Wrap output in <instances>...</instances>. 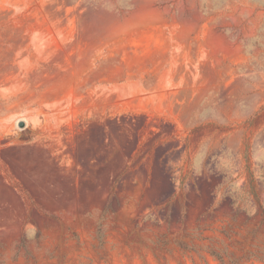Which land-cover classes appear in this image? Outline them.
Instances as JSON below:
<instances>
[{
  "label": "rangeland",
  "instance_id": "374dc122",
  "mask_svg": "<svg viewBox=\"0 0 264 264\" xmlns=\"http://www.w3.org/2000/svg\"><path fill=\"white\" fill-rule=\"evenodd\" d=\"M6 112L0 264H264V0H0Z\"/></svg>",
  "mask_w": 264,
  "mask_h": 264
},
{
  "label": "crops",
  "instance_id": "0c3cea01",
  "mask_svg": "<svg viewBox=\"0 0 264 264\" xmlns=\"http://www.w3.org/2000/svg\"><path fill=\"white\" fill-rule=\"evenodd\" d=\"M9 113H2V114H0V127H2L3 126V121L5 120V118H6V116L5 115H8Z\"/></svg>",
  "mask_w": 264,
  "mask_h": 264
},
{
  "label": "water",
  "instance_id": "95a60500",
  "mask_svg": "<svg viewBox=\"0 0 264 264\" xmlns=\"http://www.w3.org/2000/svg\"><path fill=\"white\" fill-rule=\"evenodd\" d=\"M26 124H25V121H20L19 122V126H21V127H24Z\"/></svg>",
  "mask_w": 264,
  "mask_h": 264
}]
</instances>
